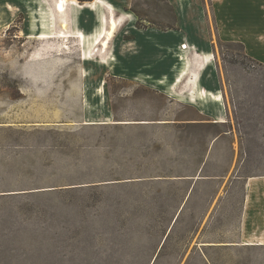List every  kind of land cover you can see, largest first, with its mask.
Instances as JSON below:
<instances>
[{
  "label": "rangeland",
  "instance_id": "1",
  "mask_svg": "<svg viewBox=\"0 0 264 264\" xmlns=\"http://www.w3.org/2000/svg\"><path fill=\"white\" fill-rule=\"evenodd\" d=\"M56 1L0 0V264H264V0H101L127 20L89 62L71 20L37 36ZM187 40L222 105L157 83Z\"/></svg>",
  "mask_w": 264,
  "mask_h": 264
},
{
  "label": "bare ground",
  "instance_id": "2",
  "mask_svg": "<svg viewBox=\"0 0 264 264\" xmlns=\"http://www.w3.org/2000/svg\"><path fill=\"white\" fill-rule=\"evenodd\" d=\"M101 0H94L90 2H83L81 5L78 6L80 9H89L92 11L95 16L97 17L96 21L97 24L94 28H92L89 32H84L81 29L77 30V34L73 35L76 37L79 41V45L82 47V54H79V58L83 62H89L92 60V56L96 53L101 54V56H104L106 52L109 50V43L111 38L113 37L116 28L118 25L122 24L127 18L121 16H115L113 9H109L107 12V15L104 14L106 11L104 10V6L102 3L100 4ZM42 2V1H41ZM49 2V1H48ZM47 3V2H46ZM75 1L71 0L69 2H63V0H58V2L52 7L50 4V9L45 8L44 11H46V18L42 20V27L44 30L37 33L38 37L41 38H47V37H55V36H70L72 33H67L68 35H56V31H54L55 28V22L56 17L59 16L60 19H62V26L65 25L66 27V20L65 17L67 15V12L71 9L70 4H74ZM183 4V3H182ZM67 11V12H66ZM45 16V15H44ZM31 18V16H29ZM31 21V26L34 27L33 19ZM39 24L37 23V26ZM99 26V28H98ZM66 32V31H65ZM48 33V34H47ZM156 36L152 34H148V39H155ZM188 47L187 43H180L178 45V51H176L175 57L177 58L178 66L175 65L173 67V80L168 81L164 80L165 77H162L157 80V83L163 84L168 89L169 94L173 95H179L184 97V95L188 96L187 101H189L192 104L199 105L200 103L207 104L208 106H215L218 107L219 105H222V92L219 89L216 90H210L204 87H201L202 81L200 76V70L202 68H198V70L193 69V64L188 63L185 59V49ZM207 58L203 59V62L208 59V57L211 55L209 53H205ZM105 57V56H104ZM114 60V58L109 57V61ZM117 62V61H115ZM176 62V61H175ZM191 62V61H190ZM112 63V62H111ZM205 66V64L203 63ZM171 67V66H170ZM182 81H185V85L188 87L189 90H192L194 95H188L184 94L185 91H181L180 93H176L177 85L180 84ZM94 94V93H93ZM102 94V93H101ZM255 178L248 179V195L247 199L249 198V194L251 193L253 186V180Z\"/></svg>",
  "mask_w": 264,
  "mask_h": 264
},
{
  "label": "crops",
  "instance_id": "3",
  "mask_svg": "<svg viewBox=\"0 0 264 264\" xmlns=\"http://www.w3.org/2000/svg\"><path fill=\"white\" fill-rule=\"evenodd\" d=\"M191 1V0H189ZM57 3V1H56ZM55 3V4H56ZM183 3V4H182ZM174 8H175V11H176V14L178 15V22H180L182 19H185V17H189L191 16V7H187V3L185 0H178V1H175L174 2ZM81 10V9H80ZM89 10V9H88ZM183 13V14H182ZM201 16H204V14L202 12H198V17L201 18ZM183 17V18H182ZM252 15H249V14H239L237 16V20H238V24H243L244 26L245 25H250L254 20L252 19ZM65 20H66V27L67 25L69 24L70 20H71V24L74 25L75 28H73L72 30H75L77 31V29H80L78 26V21L75 19V16L73 15L72 17L70 16V18L65 17ZM240 20V21H239ZM241 20H244L241 22ZM62 19H60L59 16L56 17V26L54 28V31H56L57 33V26L60 25L61 29L64 30V27L62 26ZM39 30L42 31L44 30V28L42 27V25L39 24ZM90 31V30H89ZM88 31V32H89ZM48 34V33H47ZM72 35L70 36H67V38H70ZM31 37V36H29ZM66 38V36H55V37H47L46 39H54V38ZM74 37V36H73ZM37 38V37H36ZM42 39H45V38H42ZM152 40V39H151ZM155 40V39H153ZM188 42H185L187 43V45L190 47V45H193V44H196V42H194V40H187ZM179 43H184V42H179ZM190 44V45H189ZM178 45V44H177ZM176 45V46H177ZM197 45V44H196ZM53 45L52 44H44L43 47L41 48V51H46V50H50V48L52 47ZM175 46V48H176ZM189 47H187L186 50H193V49H190ZM201 87H204L203 85ZM205 88V87H204ZM177 89V87H176ZM184 91V90H183ZM188 92H184V94H188V95H194V93L192 92V90H187ZM185 98H187L188 96L184 95ZM264 184V180H262L261 178L258 177V180L254 179L253 180V183H252V186H253V193L251 195V198H250V195H249V198L247 199V195H248V191H247V186H248V182L246 184V194H245V197H244V204H243V213L246 215L250 210H252L253 208H255V205H254V202L258 199V189L260 187V185ZM251 191V192H252ZM247 208V211L245 212ZM246 217V216H245ZM245 220V219H244Z\"/></svg>",
  "mask_w": 264,
  "mask_h": 264
},
{
  "label": "trees",
  "instance_id": "4",
  "mask_svg": "<svg viewBox=\"0 0 264 264\" xmlns=\"http://www.w3.org/2000/svg\"><path fill=\"white\" fill-rule=\"evenodd\" d=\"M82 1H86V0H82Z\"/></svg>",
  "mask_w": 264,
  "mask_h": 264
}]
</instances>
